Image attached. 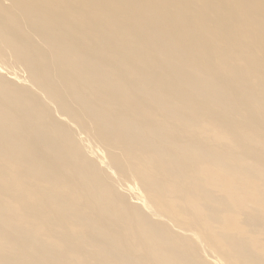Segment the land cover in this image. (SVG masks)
<instances>
[{
  "label": "bare ground",
  "instance_id": "obj_1",
  "mask_svg": "<svg viewBox=\"0 0 264 264\" xmlns=\"http://www.w3.org/2000/svg\"><path fill=\"white\" fill-rule=\"evenodd\" d=\"M259 89L264 0H0L1 262L198 264L176 245L195 226L151 246L172 222L169 168L201 152L203 116L242 115L225 140L264 182Z\"/></svg>",
  "mask_w": 264,
  "mask_h": 264
},
{
  "label": "rangeland",
  "instance_id": "obj_2",
  "mask_svg": "<svg viewBox=\"0 0 264 264\" xmlns=\"http://www.w3.org/2000/svg\"><path fill=\"white\" fill-rule=\"evenodd\" d=\"M256 8L257 6L254 10ZM251 27L259 46V21L252 23ZM253 52L259 58V50ZM6 70L4 71L7 72ZM222 90L225 91L224 94H232L228 86L222 87ZM259 91L260 105L254 107V110L259 111V126L262 124L260 127L264 128V90ZM250 102L249 94H241L240 91L229 104L233 103L234 109L238 110L240 106L248 108ZM211 118L202 117L205 121L203 131L206 139L194 146L195 151L201 152L184 157L190 160L187 165L181 162L169 168L170 173L179 174V177L172 181L174 187L168 190L172 199L167 201V207L170 209L172 222L166 226H156L153 231L155 239L151 246L155 250H162L166 241L172 242L176 237L181 224L187 228L195 226L199 231L189 232L185 229L182 233L183 240L176 245H186L191 252L189 259L198 264H264V182L260 177L250 179L249 175L253 172L246 171L237 160L241 145L225 140L227 131L242 126L244 119L242 115H238L228 125L215 126ZM255 118L256 115L252 116L251 120ZM147 120L154 121L152 117H147ZM251 139L258 142L254 138ZM261 139L264 141V137ZM261 151L264 154V146ZM188 199L195 200V203H186ZM167 207L164 204L165 210H168ZM127 217L128 223L135 225L130 213ZM5 225L6 222H0V229ZM164 228L168 229V233H164ZM105 238L109 239L110 236ZM0 244L6 247L0 251V264H5L1 262V258L7 248L12 249L14 246L1 238ZM200 245L205 247H198ZM233 250L237 253H231ZM219 253L229 256L224 259L216 255ZM140 255L141 253L137 254L132 263L148 264L149 262ZM49 262L47 264H65L59 260ZM121 263L120 260L111 264ZM88 264L96 263L88 261Z\"/></svg>",
  "mask_w": 264,
  "mask_h": 264
}]
</instances>
